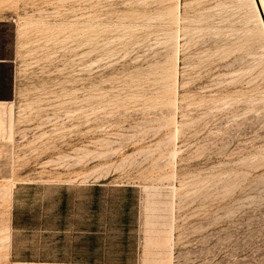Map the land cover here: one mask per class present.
<instances>
[{
    "label": "rangeland",
    "instance_id": "obj_1",
    "mask_svg": "<svg viewBox=\"0 0 264 264\" xmlns=\"http://www.w3.org/2000/svg\"><path fill=\"white\" fill-rule=\"evenodd\" d=\"M0 19V54L16 50L0 264L47 262L16 261L12 244H94L98 264H264L252 0H0Z\"/></svg>",
    "mask_w": 264,
    "mask_h": 264
},
{
    "label": "crops",
    "instance_id": "obj_2",
    "mask_svg": "<svg viewBox=\"0 0 264 264\" xmlns=\"http://www.w3.org/2000/svg\"><path fill=\"white\" fill-rule=\"evenodd\" d=\"M1 20V19H0ZM15 47L11 46V53L9 55L0 54V69L4 66H8V71L6 73L0 72V89L7 91V94L2 96L0 95V133H7V125L10 119H12L13 115V106L15 102L16 95V65H15ZM53 213H57L60 215V211L56 209ZM57 230H66V229H57ZM70 230V229H69ZM84 236V233L91 232L92 230L83 229L80 230ZM47 264H73L71 261H59V260H41L40 262H45ZM74 264H78L75 262Z\"/></svg>",
    "mask_w": 264,
    "mask_h": 264
},
{
    "label": "trees",
    "instance_id": "obj_3",
    "mask_svg": "<svg viewBox=\"0 0 264 264\" xmlns=\"http://www.w3.org/2000/svg\"><path fill=\"white\" fill-rule=\"evenodd\" d=\"M95 188H98L95 186ZM64 205H65V199L61 200L60 203V208L58 210L60 213L64 210ZM13 224H15V219L13 215ZM96 245L94 244H89V245H74L73 247L68 248L70 251H74L73 255L71 257H66L64 254L61 253L65 249V247L61 244H56L53 246H50L46 249H43V253L41 255L32 257L28 255L26 252H21L19 255L15 256L14 252V246L12 244V256L16 257V261H33V259H38V260H59V261H71L73 264L75 262H78V264H98L100 261H102V258H98L97 256L93 255L90 251L95 250ZM50 251L48 253L45 252ZM77 250L84 251L82 254L76 253Z\"/></svg>",
    "mask_w": 264,
    "mask_h": 264
},
{
    "label": "bare ground",
    "instance_id": "obj_4",
    "mask_svg": "<svg viewBox=\"0 0 264 264\" xmlns=\"http://www.w3.org/2000/svg\"><path fill=\"white\" fill-rule=\"evenodd\" d=\"M260 1V4H261V7H262V10H263V12H264V3H263V1L262 0H259ZM252 2H253V4H254V7H255V9H256V12H257V15H258V18H259V21H260V23H261V25H262V29H263V31H264V24H263V21H262V18H261V16H260V13H259V10H258V7H257V4H256V1L255 0H252ZM4 193H5V190L3 191ZM4 195V194H3ZM7 195V194H6ZM5 215H4V210H2L1 212H0V232H2L3 231V227H1V226H3L4 224H5ZM4 227H5V225H4ZM7 241H8V237L7 236H5V237H0V243H1V247L3 248V249H6V247H7ZM44 264H47V263H44Z\"/></svg>",
    "mask_w": 264,
    "mask_h": 264
},
{
    "label": "water",
    "instance_id": "obj_5",
    "mask_svg": "<svg viewBox=\"0 0 264 264\" xmlns=\"http://www.w3.org/2000/svg\"><path fill=\"white\" fill-rule=\"evenodd\" d=\"M256 1V4H257V7H258V10H259V13H260V16L262 18V21H263V24H264V12L262 10V7H261V4H260V1L259 0H255Z\"/></svg>",
    "mask_w": 264,
    "mask_h": 264
}]
</instances>
